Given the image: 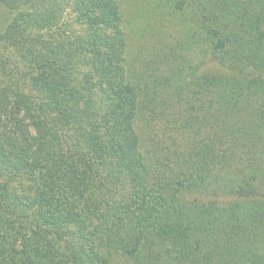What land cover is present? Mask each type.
I'll return each mask as SVG.
<instances>
[{"label": "trees", "instance_id": "obj_1", "mask_svg": "<svg viewBox=\"0 0 264 264\" xmlns=\"http://www.w3.org/2000/svg\"><path fill=\"white\" fill-rule=\"evenodd\" d=\"M0 8V264H264V0Z\"/></svg>", "mask_w": 264, "mask_h": 264}, {"label": "rangeland", "instance_id": "obj_2", "mask_svg": "<svg viewBox=\"0 0 264 264\" xmlns=\"http://www.w3.org/2000/svg\"><path fill=\"white\" fill-rule=\"evenodd\" d=\"M128 8H130V6L128 5ZM0 14L3 16L2 18H4V13L2 12V9L0 8ZM75 17L74 14L72 13L71 9H67L64 16H63V20H62V24H66V26H64V28L66 30H76L79 28V26L75 23Z\"/></svg>", "mask_w": 264, "mask_h": 264}]
</instances>
